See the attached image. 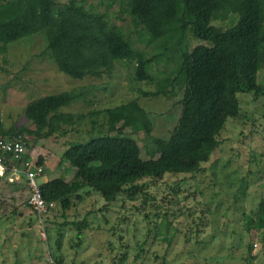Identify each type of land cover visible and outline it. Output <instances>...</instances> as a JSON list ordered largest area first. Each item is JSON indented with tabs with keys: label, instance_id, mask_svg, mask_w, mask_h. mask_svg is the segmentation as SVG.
<instances>
[{
	"label": "trees",
	"instance_id": "obj_1",
	"mask_svg": "<svg viewBox=\"0 0 264 264\" xmlns=\"http://www.w3.org/2000/svg\"><path fill=\"white\" fill-rule=\"evenodd\" d=\"M122 15L129 28L113 20L125 21ZM35 41H40L37 58L51 61L58 72L75 80L108 77L115 62L133 61L134 78L153 84L154 90L144 94L164 97L170 106L179 108L166 138L144 137L148 159L141 158L135 142L123 138L124 129L135 134L151 122L136 100L85 113L62 110L79 101L92 105L96 92L106 85L72 88L30 100L22 114L31 129L4 128L0 122V137L20 138L27 150L38 140L79 132L77 127L87 118L90 132L98 127L87 139L65 144L59 165L66 163L73 173L67 176L63 170L58 177L39 183L43 200L54 205L50 215L44 216L43 226L48 221L58 231H73L79 246L82 233L90 227L89 214L95 211L103 216L117 202L119 208L138 202L132 209L141 215L146 230L132 247L127 240L114 264H126L131 248L134 260L144 264L156 243L169 246L177 238L203 249L210 244L199 238L204 226L211 237L227 230L224 215L208 206L192 211L183 202L201 192L197 176L203 174L204 164L219 147L226 121L243 118L237 94H250L253 102L264 106V86L259 82L264 67V0H0V53ZM0 59L3 65L8 63L7 57ZM160 60L166 61L162 70L157 69ZM99 117L102 124L98 126ZM255 158L252 153L249 163ZM36 164L42 167V178L48 169L41 156ZM167 176L177 178L167 184ZM190 180L195 181L193 191L188 189ZM161 186L165 189L159 190ZM94 195L104 203L77 219V207ZM4 202L0 200V208ZM58 206L61 222L55 220L57 213L53 215ZM69 210H74L72 221L67 220ZM248 215L244 229L260 233L264 243V197ZM3 216L7 217L1 213L0 219ZM35 216L30 220L37 221ZM129 222L124 214L117 219V225ZM221 222L222 229L216 230ZM163 225L171 235L165 239L155 235L151 240L156 226ZM111 230H117L116 225ZM138 230L133 228V240ZM55 245L59 250L58 241ZM157 258L153 251L152 259ZM47 262L67 264L55 252L49 253ZM158 264L169 262L162 255Z\"/></svg>",
	"mask_w": 264,
	"mask_h": 264
},
{
	"label": "rangeland",
	"instance_id": "obj_2",
	"mask_svg": "<svg viewBox=\"0 0 264 264\" xmlns=\"http://www.w3.org/2000/svg\"><path fill=\"white\" fill-rule=\"evenodd\" d=\"M121 17L125 21L113 20L116 24L129 28L126 16ZM218 22L212 24L216 26ZM39 45L40 41H35L30 45L19 43L10 47L7 53H0V58L7 57L8 60L5 65L0 62V67L6 71L0 69V122L4 128L24 126L33 128L22 114V109L32 99L72 88H98L106 85L105 90L96 92L92 105L79 101L62 110L71 113H85L93 109L100 110L136 100L148 112L151 122L135 134H132L129 129H124L123 138L139 146L143 159H148L144 137L153 135L166 138L169 135L177 119L179 108L170 106V100L164 97L152 98L144 94L154 90L153 84L134 78L133 61L115 62L113 71L108 77L102 76L98 79L85 77L82 80H75L58 72L51 61L37 58ZM165 65L166 61L160 60L157 69L162 70ZM155 71L156 68H153V72ZM259 82L264 86V67L260 72ZM90 98L88 96V99ZM237 98L243 118L226 121L219 136V147L215 150L210 162L204 164L203 174L197 176L201 194L199 193L194 198L189 196L183 202L192 211L208 206L210 210L224 215L222 220L225 222L224 225H227V230L215 232L214 237H211L208 227L204 226L199 238L210 241V244L205 245L203 249L201 246L185 244L181 238H177L178 241L169 246L165 242L156 243L148 252V259H144L142 263L158 264L162 255L169 264L264 263V243L261 241V234L253 229L250 231L244 229L248 214L255 212L259 199L264 197V106L253 102L250 94H237ZM97 124L98 126L102 124L101 117L97 118ZM77 128L79 132H69L65 137L38 140L37 145L29 150V153L37 158L43 154L48 161V168L45 167V169H52L53 174L47 172L46 180L56 178V175L58 176L63 170H67V176L73 173V169L69 168L66 163L59 165V159L66 143L83 141L87 139V136L98 132V127L94 128L93 133L90 132L92 130H90L88 118ZM100 130L103 131L104 128ZM31 140L33 138L29 137V141ZM252 153L256 158L249 163ZM176 178L167 176L165 181L169 184ZM42 181L44 177L37 179L38 183ZM187 185H189V191H193L195 181L190 180ZM161 188L165 189L161 186L159 190ZM151 192L156 191L151 188ZM27 196V189L20 193V196H16L18 198L17 215L3 216L0 219V264H49L47 260H49V253L52 252L62 255V261L67 264L72 261L83 264H114L119 253L122 252V247L128 242L127 240H130L129 244L132 247L134 241L137 242L139 236L146 230L141 215L135 214L132 209L134 206H139L138 202L126 203L121 208H119L120 203L117 202L103 216L95 211L88 215L90 227L82 233L81 242L77 246L73 231L65 228L58 231L48 221H45L44 226L38 223V219L31 221L30 219H34L35 214L26 205ZM103 203L98 195L88 197L77 207V219H81L88 211L97 209ZM9 210L10 206L6 207L4 204L0 214L5 215ZM59 212L58 206L55 216L57 222L62 221ZM73 213L74 210L68 211V221L73 220ZM123 214L130 219V222L126 225L125 223L117 225V219ZM194 218L198 219V216L195 215ZM53 219L54 217L49 220ZM113 225H116L117 230H111ZM134 227L139 229L135 236L136 240L132 239ZM219 228L222 229V222L217 225L216 230ZM155 235H158V239H165L171 235V231H168L164 225L160 228L156 226V230L151 234V240ZM57 241L60 244L59 250H56ZM248 245L251 246L247 249ZM153 251H156L158 257L156 261L152 259ZM134 254L133 249H129L126 264L140 262L139 259L134 260ZM250 257L253 260L249 261ZM203 258L207 260L203 261Z\"/></svg>",
	"mask_w": 264,
	"mask_h": 264
},
{
	"label": "built area",
	"instance_id": "obj_3",
	"mask_svg": "<svg viewBox=\"0 0 264 264\" xmlns=\"http://www.w3.org/2000/svg\"><path fill=\"white\" fill-rule=\"evenodd\" d=\"M37 160L36 156L29 153L20 138L0 137V177L4 176L9 183L24 178L28 190L27 205L36 215L38 223L43 226L44 216L50 215L52 212L50 209L54 205L47 204L42 198L37 182L41 177L42 167L36 164ZM53 215H56V211Z\"/></svg>",
	"mask_w": 264,
	"mask_h": 264
},
{
	"label": "crops",
	"instance_id": "obj_4",
	"mask_svg": "<svg viewBox=\"0 0 264 264\" xmlns=\"http://www.w3.org/2000/svg\"><path fill=\"white\" fill-rule=\"evenodd\" d=\"M41 157L43 159L44 168L45 167L48 168V166H47L48 161L45 159L43 154H41ZM52 172H53L52 169H48L49 174H53ZM45 175H46V173H45ZM45 175L43 176L44 181H47L45 179ZM52 176H55V175H52ZM58 176L56 175V177H58ZM25 189H27V187H26V184H25L23 177L20 178V180L13 182V183H9L6 180V178L3 177V180L0 182V200L5 201L4 204H6V207L10 206V210L5 213V216L13 217L14 215H17L16 203L18 202V198L16 196L17 195L20 196V193H23L25 191ZM12 209H16V211L12 212ZM0 210H1V208H0Z\"/></svg>",
	"mask_w": 264,
	"mask_h": 264
}]
</instances>
